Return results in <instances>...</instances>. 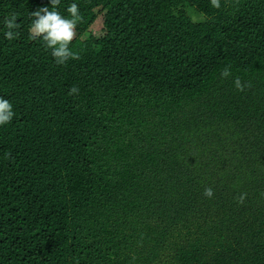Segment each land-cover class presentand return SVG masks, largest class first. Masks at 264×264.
Wrapping results in <instances>:
<instances>
[{"label":"trees","instance_id":"obj_1","mask_svg":"<svg viewBox=\"0 0 264 264\" xmlns=\"http://www.w3.org/2000/svg\"><path fill=\"white\" fill-rule=\"evenodd\" d=\"M72 3L0 0V264H264V0Z\"/></svg>","mask_w":264,"mask_h":264},{"label":"clouds","instance_id":"obj_2","mask_svg":"<svg viewBox=\"0 0 264 264\" xmlns=\"http://www.w3.org/2000/svg\"><path fill=\"white\" fill-rule=\"evenodd\" d=\"M61 0H50V7H41L32 12L33 17L29 31L33 38H42L44 45L51 51V55L57 64H64L69 59H78L77 53L73 52L70 44L76 36V27L80 20V11L77 3L68 6L69 16L62 15L57 9ZM216 6L219 7V0H216ZM8 31L4 33L7 39H15L17 28L15 17L6 21ZM225 75H229L226 70ZM237 88H240L239 80L235 81ZM71 93H77L78 89L73 87ZM14 117L12 103L0 97V127H4L11 122ZM205 195L211 196V189L205 190Z\"/></svg>","mask_w":264,"mask_h":264}]
</instances>
